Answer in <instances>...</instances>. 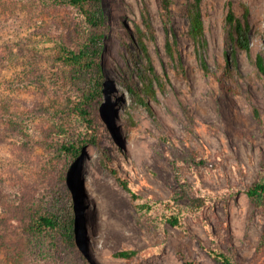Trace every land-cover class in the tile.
Masks as SVG:
<instances>
[{
  "label": "rangeland",
  "instance_id": "obj_1",
  "mask_svg": "<svg viewBox=\"0 0 264 264\" xmlns=\"http://www.w3.org/2000/svg\"><path fill=\"white\" fill-rule=\"evenodd\" d=\"M22 1L0 0V264H222L210 249L264 264V195L247 193L264 180V74L255 63L264 0H202L207 69L188 34L191 0H170L169 10L162 0H98L97 25L74 7ZM230 9L249 22L248 47L232 34ZM94 34L97 66L81 76L58 66L47 39L78 48ZM141 37L164 83L154 82L156 97L142 91ZM99 72L91 125L56 111L57 90L71 106ZM44 215L57 217L55 227L36 223ZM73 217L75 234L66 233Z\"/></svg>",
  "mask_w": 264,
  "mask_h": 264
},
{
  "label": "trees",
  "instance_id": "obj_2",
  "mask_svg": "<svg viewBox=\"0 0 264 264\" xmlns=\"http://www.w3.org/2000/svg\"><path fill=\"white\" fill-rule=\"evenodd\" d=\"M21 1V0H20ZM25 3V0H23ZM22 1V2H23ZM31 1L32 5L40 6L42 7L50 5V6H70L77 8L84 16L86 17L87 21L93 25H97L99 23V17L102 15L101 8L96 9L95 5L98 4V0H29ZM201 2L202 0H191L187 4V16L189 19V28H188V34L191 38L195 48L199 51L200 60L202 62V65L205 69H207V63L206 59L203 55H201L207 47V39L205 35V26H204V20L203 15L201 11ZM162 5L166 10L170 9V0H162ZM26 4V3H25ZM227 23L232 28V34L236 33L235 40L240 45H243L245 47H248L250 45L248 37L246 35V28L249 25V22L247 20L241 21L239 17H237L232 9L229 10L227 14ZM148 27L151 28V24L148 23ZM235 36V35H233ZM139 44H141L142 49L146 55V58L148 60V72L141 74V78L143 80V86L142 91L146 96H154L156 97L157 89L154 86V82L157 81L160 84V87L164 88V83L161 81V78L157 71H155V68L153 66L151 56L148 52V47L145 41L143 40V37L138 38ZM48 45L54 50L55 52V60L59 62L58 66H64V67H71V69H75L77 71L76 75L81 76L82 71H80L83 67L93 68L94 66H97V61L95 59V55L100 53L101 50V36L100 35H93L88 38L86 42H84L82 45H80L78 48H71L68 45H66L60 38L52 37L50 39H47ZM168 50L171 53V46L168 43ZM202 52V53H201ZM256 66L258 70L264 74V56L261 54H258L256 58ZM60 66V67H61ZM60 67H58L57 71L53 73L54 77L58 75V72L60 70ZM36 77H40V80L43 82V85H48L45 82V76H42L43 72L41 70L35 69L33 71ZM81 73V74H80ZM101 73L99 72V76L95 77V85L92 89L84 91L80 94V96L77 97L69 106V103H67L63 100V96L59 90H57V94L54 96V107L56 108V111H65L64 108L71 111V114H75L80 119L84 120L87 125H91L93 122L92 115L94 112L93 109L96 107V102L98 100L100 101V96L103 94V91L101 89ZM137 98L140 99L142 102H145V99L140 95V93L135 92ZM256 117L259 118V113L257 110L255 111ZM65 124L63 122H60L58 124V127L61 129H66L64 126ZM91 138L94 139V136H91ZM63 148L67 150L68 152H71L73 154L80 152V145L74 142H63L62 144ZM112 172L117 175L116 168H112ZM119 182L123 185V187L130 189L131 187L128 186V183L126 180H124L122 177L118 176ZM247 193L251 197H261L264 195V180L255 183L253 186H251ZM133 197L136 196V194L132 190ZM169 220L172 222L174 226H180V220L179 217L176 215H172L168 217ZM39 226H51L55 227L57 224V217H53L52 215H44L41 216L40 219L36 222ZM69 224L72 227H69L68 230H66V233H70L71 229L73 230L72 233L75 234V218H72V221H69ZM71 234V233H70ZM134 251H122L120 254H123L125 256L130 257ZM210 253L212 256L219 261H221L222 264H235L231 257L226 254L225 252L218 250V249H210ZM183 264H194L191 260H184Z\"/></svg>",
  "mask_w": 264,
  "mask_h": 264
},
{
  "label": "bare ground",
  "instance_id": "obj_3",
  "mask_svg": "<svg viewBox=\"0 0 264 264\" xmlns=\"http://www.w3.org/2000/svg\"><path fill=\"white\" fill-rule=\"evenodd\" d=\"M103 102H104V101H102V104H103ZM102 104H101V105H102ZM103 108H104V107H103ZM68 199H69V198H68ZM99 259L101 260V259H102V256H101V258L99 257ZM108 264H112V263H108Z\"/></svg>",
  "mask_w": 264,
  "mask_h": 264
}]
</instances>
